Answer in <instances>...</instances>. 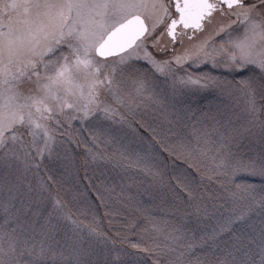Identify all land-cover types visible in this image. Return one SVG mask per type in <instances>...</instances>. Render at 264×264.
I'll return each instance as SVG.
<instances>
[{
    "label": "snow or ice",
    "instance_id": "1",
    "mask_svg": "<svg viewBox=\"0 0 264 264\" xmlns=\"http://www.w3.org/2000/svg\"><path fill=\"white\" fill-rule=\"evenodd\" d=\"M0 264H264V0H0Z\"/></svg>",
    "mask_w": 264,
    "mask_h": 264
},
{
    "label": "rangeland",
    "instance_id": "2",
    "mask_svg": "<svg viewBox=\"0 0 264 264\" xmlns=\"http://www.w3.org/2000/svg\"><path fill=\"white\" fill-rule=\"evenodd\" d=\"M210 96H205V97H197V102L200 104H203L205 102V99H210ZM127 131V135H128V139L131 140L132 144L134 147H146V137L144 136H139L137 134H134L131 131ZM82 135L84 136V138L86 139L88 134L87 133H82ZM167 165H168V170L169 173L172 172V170L174 169H180V168H187V165L185 164V162L181 159H176V158H171L169 160H167ZM85 195H87V193H85ZM97 205V218L101 224V226L107 230L108 227V221L107 219L104 217V209L102 207L99 206V202H96ZM154 211H159L158 209H154Z\"/></svg>",
    "mask_w": 264,
    "mask_h": 264
}]
</instances>
